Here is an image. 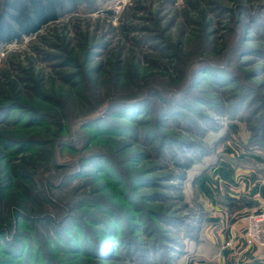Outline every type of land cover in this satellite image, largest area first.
<instances>
[{
    "label": "trees",
    "instance_id": "trees-1",
    "mask_svg": "<svg viewBox=\"0 0 264 264\" xmlns=\"http://www.w3.org/2000/svg\"><path fill=\"white\" fill-rule=\"evenodd\" d=\"M79 2L0 0V43L38 32ZM206 3L234 14V8ZM235 6L241 27L231 46L222 36L217 46L200 38L188 48L182 33L173 39L157 26L143 27L149 34L133 37V44L162 72L150 71L141 83L120 70L128 53L91 64L98 55L92 50L106 45L95 35L86 45V33L81 58L66 47L47 57L55 67L73 69L58 71L61 81L77 88L73 93L44 90L33 72L28 79L10 78L5 67L0 264H176L185 252L179 237L196 243L205 218L201 227L181 219L171 197L156 189L180 188L163 182H186L192 175L194 182L217 163L219 137L208 132L221 115L244 121L246 143L264 156V81L246 82L239 69L250 62L245 57L264 61V4L254 11L241 1ZM151 55L167 58L174 75ZM218 198L229 212L245 205L243 198Z\"/></svg>",
    "mask_w": 264,
    "mask_h": 264
},
{
    "label": "rangeland",
    "instance_id": "rangeland-1",
    "mask_svg": "<svg viewBox=\"0 0 264 264\" xmlns=\"http://www.w3.org/2000/svg\"><path fill=\"white\" fill-rule=\"evenodd\" d=\"M207 1L210 0H81L74 7L70 6L58 20L46 24L38 32L23 35L9 43H0V73L8 66L7 75L10 74V78L16 76L19 79L26 77L28 79L29 72H33L44 90L62 91L66 93L65 95H68L69 92L73 93V90L76 91L77 88H72L68 83L61 81V74H58L60 71H71L73 69L67 66L55 67L47 57L48 55L64 54L62 48L66 47L67 50L73 48L74 52L81 58L85 50V41L82 35L86 33L85 35L90 37L86 45L91 43L92 35H95L96 40L94 41H101L106 45V49L92 50L98 55H93L91 64L94 65L101 59H115L119 53L120 55L128 53L127 63L123 64L120 70L122 74H128L129 78H131L130 75H133L135 81H142V76L147 75L150 71H156V74L162 72L145 60L147 53H143L144 49L140 50L139 46L133 44L136 42V39H132L133 37L149 34V31L143 27L152 29L153 26H157L160 30L163 29L165 35H171L173 39L176 38L177 34L182 33L181 37L183 41H187L188 48L191 46L196 48L200 38L205 39L212 46H217L222 40V36L225 37L226 44L230 45L234 42L241 27L236 22L237 16H235L236 12L234 10L239 8V6H235L236 2L241 1L246 10L250 9V11H254L257 5L264 4V0H212L224 7L234 8L232 11L234 14L231 12L221 14L216 12L215 6L207 4ZM201 10L206 14L205 17L201 16ZM149 16L153 20L147 22L146 17ZM167 27L169 28L167 29ZM191 29L197 31L195 36L190 35ZM150 33L154 32L150 31ZM190 38L192 41L188 43ZM248 43L255 45L256 41L252 40ZM148 56L150 57V55ZM151 57L156 58L161 67L166 65L170 75H174L173 64L167 58L158 55H151ZM245 59L250 62L248 61L249 63L239 68L241 77L246 82L250 79L249 81H252L255 85L262 83L264 81V61L253 59L251 56L249 58L245 57ZM261 67H263L262 70ZM258 69H260V76H252ZM19 70L25 74L20 73ZM31 79L33 78L31 77ZM179 82V80L176 81V83ZM28 83H30L29 80L21 81L22 85ZM260 89L261 95L264 96V86ZM215 121L213 123L214 130L210 129L208 135L219 137L218 145L214 150L216 157L218 156L219 159L225 157L233 161L232 157L241 159L240 157L248 154L260 155L262 153V150L248 146L246 143L248 136L246 123L239 120L237 116L233 118L228 115H221ZM241 161L245 162L244 159H241ZM151 162L152 160L149 163ZM212 168L213 166L204 174L210 173ZM191 173L193 172L189 171L188 175H192ZM153 175L158 177L162 175V171H156ZM192 176L186 182H176L174 180L163 182L165 186L172 183L174 187L179 183L180 188L175 190L163 187L156 190L171 197L172 201L170 203L172 209L176 211L175 215L180 218L183 217L185 221L194 225L200 221L201 227L205 212L207 211L208 214L211 209L210 204L205 203L203 200L210 199L209 192H204L205 195L202 194L197 187L201 176L191 182ZM218 196L215 194L212 199H219ZM205 225L206 223L199 232L196 243L187 237H183V235L180 236L181 238L179 237L180 242L185 243V252L177 257L176 264H205L211 261L206 259L211 257L212 247L210 243L203 240L206 230ZM208 233L211 236L212 232L209 231Z\"/></svg>",
    "mask_w": 264,
    "mask_h": 264
},
{
    "label": "crops",
    "instance_id": "crops-1",
    "mask_svg": "<svg viewBox=\"0 0 264 264\" xmlns=\"http://www.w3.org/2000/svg\"><path fill=\"white\" fill-rule=\"evenodd\" d=\"M232 158L235 163L221 157L197 183L202 194L209 192L210 199L203 200L211 207L205 216L203 240L211 244L212 255L205 264H264V250L245 244L241 219L242 215L264 210V156L260 153L240 157L245 162ZM215 194L243 198L245 205L229 212L222 199H212Z\"/></svg>",
    "mask_w": 264,
    "mask_h": 264
},
{
    "label": "built area",
    "instance_id": "built-area-1",
    "mask_svg": "<svg viewBox=\"0 0 264 264\" xmlns=\"http://www.w3.org/2000/svg\"><path fill=\"white\" fill-rule=\"evenodd\" d=\"M244 221L243 238L247 246L264 250V210L253 211L242 217Z\"/></svg>",
    "mask_w": 264,
    "mask_h": 264
}]
</instances>
